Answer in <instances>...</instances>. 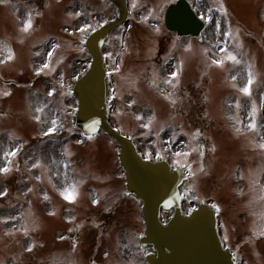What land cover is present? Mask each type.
Instances as JSON below:
<instances>
[{
	"label": "rangeland",
	"instance_id": "rangeland-1",
	"mask_svg": "<svg viewBox=\"0 0 264 264\" xmlns=\"http://www.w3.org/2000/svg\"><path fill=\"white\" fill-rule=\"evenodd\" d=\"M166 1L133 0L137 18H128L123 29L116 28L109 35V69L115 71L110 88L111 120L117 130L138 141L147 155L160 137L165 140L178 132L179 147L175 148H179L181 157L176 163H188L191 172L181 186L185 209L191 211L199 201H208L218 209L223 243L235 250L237 264H264V149L259 147L264 144V119L255 104L264 88V0H205L214 17L213 28L205 31L206 40L173 38L158 64L153 55L158 37L164 34L157 36L156 9ZM36 3H0V41L9 40L13 47L11 56L0 55V75L4 77L0 80V169L6 168L13 157L10 171L0 172V199L17 195L22 206H27L25 213L34 219L36 227L30 239L44 248L28 264H92L94 258L103 263L136 264L137 250L124 241L133 236L127 229L119 232L121 225L116 221L105 227L95 225V230L86 227V239L92 231L97 240H112L105 249L109 253L106 257L97 254L81 261L84 259L77 257V247L62 244L73 239L66 235L70 228L67 224L75 222L72 219L81 212L79 206L105 209L113 199L109 195H120L116 141L106 132L84 137L77 131L68 141L31 142L47 126L69 118L68 108L55 103L68 95L70 70L80 64L81 53L74 41L90 21L103 23L112 17L114 5L110 0H45L37 10ZM206 8L200 7L204 17ZM29 21L32 27L24 31ZM227 29L232 33L229 43L213 37ZM83 55L87 58L82 66L88 65L90 57L86 52ZM227 55L236 56L239 63L225 60ZM218 61L223 65L218 66ZM40 64L50 73L44 81L49 90L46 99L35 91L33 80L30 83L25 79ZM249 72L254 80L250 96L242 91ZM140 73L149 76L160 94L144 75L137 76ZM173 73L178 75L173 77ZM11 78L19 83L6 81ZM23 80L25 84L20 83ZM182 85L193 86L192 97L189 92L187 98L185 94L180 97ZM188 108L197 112L198 146L195 141L190 145L187 142L192 134L185 131L186 125L192 126L188 124L190 117H182L190 111ZM253 121L257 125L254 131L249 128ZM24 142H28L26 155L10 154ZM163 146L167 149L171 144L165 140ZM62 149L67 166L56 169ZM71 191L77 193L75 201L65 199ZM47 195H53L55 201L46 207L42 202ZM11 199L7 196L6 204ZM137 211L135 203L136 222L141 214ZM94 219H98L96 215L91 221ZM14 223L0 203V247L5 240L22 239L5 235ZM140 228L142 231L144 226Z\"/></svg>",
	"mask_w": 264,
	"mask_h": 264
},
{
	"label": "water",
	"instance_id": "water-1",
	"mask_svg": "<svg viewBox=\"0 0 264 264\" xmlns=\"http://www.w3.org/2000/svg\"><path fill=\"white\" fill-rule=\"evenodd\" d=\"M112 26L106 25L88 37L93 63L75 86L80 100L78 123L90 134L102 127L120 141V159L127 172L128 187L144 201L147 232L142 240L151 243L157 251L149 255L151 264H235L233 253L220 240L212 208L204 203L191 215L182 213L179 185L184 179L183 170L172 171L165 161L143 159L131 139L118 133L108 122L107 72L101 46ZM167 26L180 34L200 37L203 23L187 3L179 0L168 9ZM161 207H175L167 224L160 220Z\"/></svg>",
	"mask_w": 264,
	"mask_h": 264
},
{
	"label": "flooded vegetation",
	"instance_id": "flooded-vegetation-1",
	"mask_svg": "<svg viewBox=\"0 0 264 264\" xmlns=\"http://www.w3.org/2000/svg\"><path fill=\"white\" fill-rule=\"evenodd\" d=\"M191 4H195L194 0H189ZM231 33L228 29L225 31V40L228 42L231 39ZM164 36H177L176 32H163ZM170 38V37H168ZM163 39V38H162ZM166 39V38H164ZM163 39V40H164ZM3 54L11 55L12 50L10 47V43L6 40L2 42V51ZM225 60H228V55L225 56ZM32 62H35V58ZM35 66L33 67L32 71H34ZM26 77L25 79H27ZM31 78L30 83L35 82V91L38 93L39 96L42 98L46 99L47 96L45 94L49 93V90L45 87L44 81L48 78V73L44 71H40L39 73L36 74V79ZM0 79H3L2 76L0 75ZM14 78H11L13 80ZM25 82V80H23ZM48 87H49V81H48ZM192 92L190 93V97H192ZM262 94L259 95V98L256 99L255 103L258 104L259 106L262 103ZM72 100H70L69 95L66 97L61 98L60 103H55V105H60L62 107L70 108V106H73L76 104V98L72 96ZM187 98V96H186ZM59 101V100H58ZM194 101V100H192ZM191 106V105H190ZM188 113L190 115V126L191 129L196 132V123H195V112H184ZM194 116V117H193ZM64 123L66 122L65 127H63L64 131L68 132V125H67V120L63 119ZM48 126L43 130V132L48 131ZM42 136V135H41ZM43 138V137H42ZM170 139L173 142V146L176 145L178 142L179 137L177 134L171 135ZM39 140L47 141V143H52L51 137H44L43 139L40 138H32L31 142H36ZM32 147V146H31ZM152 152H154L153 155L157 159H163L166 158V156H169L168 161L172 165L173 168L182 166L183 164L176 163V159L178 158V153L176 152H170L169 150H163V149H154ZM61 155L62 159L56 161V169L63 168L67 166V159H65V152L62 149L61 150ZM9 167H12V165H8ZM46 167H48L46 165ZM119 170L121 172V178L125 179V171L124 169L119 166ZM125 181L122 183V189H121V195H109V198H113L109 204V206L105 209L98 208L97 206H90L88 205L85 210V205L79 206V209H81V212L77 216H73L71 224H67L70 226V228L67 231V237H72V241L66 242L64 241L62 244L70 245L71 248L77 247L78 248V253L77 257L84 259L81 261H86L90 260V257L93 255L100 254V256L106 257L109 253L105 251L107 247L111 244L112 240H97L94 237H96V233H92L90 231L87 236L89 239H86V227H90L91 230L93 229L94 226H101L105 227L107 224L116 221L117 224L121 225V228L119 230H130L131 235L133 236V226L134 224H138L140 222L134 221V206L135 203L137 205V210H139L140 203L139 201L136 200V198L129 192L125 185ZM43 200V199H41ZM55 201V198L53 195H47V198L43 200L42 203H45L46 207L47 205H53ZM63 201V200H62ZM64 202V201H63ZM21 201L16 203L14 207V212H16L17 216V224L15 226V231H20L24 236L29 235L30 232H33V230L36 227V224L32 220V216L28 215L25 213V210L27 207H20ZM55 206L60 208V205L55 202ZM64 212V208H60ZM87 213L94 214V215H100L102 217L98 219H94L91 221V219H88L90 217H87ZM64 217V216H63ZM70 218L66 219V222H69ZM98 220V221H96ZM30 221V223H28ZM90 235L92 238H90ZM126 243H131V246L137 250V255L134 257L136 260V264H149L147 260V254L150 251L149 246H143L141 245V242L139 239H133L131 240H124ZM50 245H47L46 247L49 248ZM44 247L42 246H36L33 244V241H29L26 239H12V240H5L2 242L1 247H0V264H28L32 263L34 257L36 256L37 252L39 250H43ZM94 252V253H93ZM141 262V263H139ZM92 264H110L107 260L105 263L99 262L97 260H92ZM114 264V263H113Z\"/></svg>",
	"mask_w": 264,
	"mask_h": 264
},
{
	"label": "snow or ice",
	"instance_id": "snow-or-ice-1",
	"mask_svg": "<svg viewBox=\"0 0 264 264\" xmlns=\"http://www.w3.org/2000/svg\"><path fill=\"white\" fill-rule=\"evenodd\" d=\"M31 27H32V24L29 21L28 25L23 30L28 31ZM229 35H231V33H229ZM228 58H229V60L233 61L234 63H239V60H237L236 56H234V55H230ZM217 64H218V66H222L223 62L218 61ZM177 75H178V73H173V77H176ZM248 75H249L248 84L245 88L242 89V91L244 92L245 95L250 96L251 95V87H252L254 80H253V74L251 72H249ZM172 103H175V101H172ZM253 111L255 113V109H253ZM256 127H257V125L255 124L254 121L249 124V128L252 129L253 131L256 129ZM259 147L264 149V144L259 145ZM10 154L15 155V153H10ZM9 171H10V169H8V168L0 169V172H4V173H7ZM76 197H77V193L75 191H71V192L67 193V195L65 196V199H67L69 201H75Z\"/></svg>",
	"mask_w": 264,
	"mask_h": 264
}]
</instances>
